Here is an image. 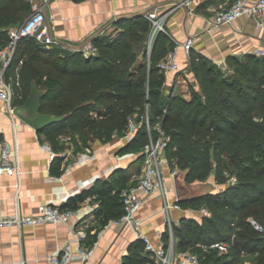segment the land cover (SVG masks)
<instances>
[{
	"label": "trees",
	"instance_id": "16d2710c",
	"mask_svg": "<svg viewBox=\"0 0 264 264\" xmlns=\"http://www.w3.org/2000/svg\"><path fill=\"white\" fill-rule=\"evenodd\" d=\"M30 11V0H0V47L8 28L23 22ZM113 25L91 37L94 51L88 54L82 45H46L22 36L4 69L14 106L25 101L36 81L44 90L40 111L66 115L38 131L55 151L51 170H63L64 134L84 145L94 138L107 142L126 134L130 118L137 127L123 151H141L142 164L148 138L142 115L147 112L150 123H158L169 136L165 155L172 167L183 171L185 181L212 176L222 184L215 191L179 198L183 207L205 206L209 214L181 217L173 226L176 247L197 252L203 264H264V230L250 220L264 228V58L253 53L232 57L233 67L224 71L191 48L189 68L197 87L190 85L189 99L165 95L158 62L172 48L168 33L156 34L148 58L151 21L145 13L119 16ZM228 173L235 182L228 181ZM113 175L125 179L122 168ZM129 183L112 191V181L97 180L68 198L64 207L76 208L95 193L96 210L118 218L123 213L120 193ZM216 241H227V251L219 254L217 248L198 245ZM145 257L148 261L147 253Z\"/></svg>",
	"mask_w": 264,
	"mask_h": 264
},
{
	"label": "crops",
	"instance_id": "0c3cea01",
	"mask_svg": "<svg viewBox=\"0 0 264 264\" xmlns=\"http://www.w3.org/2000/svg\"><path fill=\"white\" fill-rule=\"evenodd\" d=\"M232 1L191 0L187 4L185 0H30L31 7L33 3L42 6L54 37L70 46L83 45L94 34L111 30L119 16L148 10L169 11L164 26L168 42L176 49L179 69L162 72V91L165 95L177 94L186 99L191 96L190 85L197 87L194 73L189 68V53L182 45L187 36L193 37L192 49L221 69L227 67L230 58H242L255 48L264 47V29L253 17L240 16L230 23L211 24L213 12L228 7ZM40 137L47 141L15 112H7L0 102V143L6 141L13 146L16 141L21 169L19 177L0 173V216L16 209L30 214L46 201H55L64 207L68 198L90 188L97 180L112 181V191H115L120 184H127L129 175L142 165L138 158L141 151H123L131 136H118L107 142L94 138L86 145L79 139H72L64 141L67 146L61 162L63 170L58 174L51 170L53 156L41 148ZM119 168L125 176L120 181L113 175ZM165 176L171 190L170 199H174L180 174L176 177L165 168ZM95 196V193H89L78 202V213L67 222L1 227L0 264H50L48 257L56 250H68L73 254L68 264H134L139 261L147 264L144 243L137 238L131 224L116 222L115 217H108L99 210L83 213L82 203ZM161 207V198L150 195L137 212L141 220L139 229L154 243L163 233L164 239L169 235ZM169 215L174 226L183 216L198 218L199 212L187 213L172 208ZM78 243L85 248L93 247L90 259L77 256Z\"/></svg>",
	"mask_w": 264,
	"mask_h": 264
},
{
	"label": "built area",
	"instance_id": "2783aa9c",
	"mask_svg": "<svg viewBox=\"0 0 264 264\" xmlns=\"http://www.w3.org/2000/svg\"><path fill=\"white\" fill-rule=\"evenodd\" d=\"M191 0H185V3L190 4ZM169 11L158 13L156 10H148L145 14L151 21L149 32V41L147 46V56L149 58L152 43L156 34L160 31L167 32L164 26V21ZM240 16L253 17L259 27L264 29V0H233L228 7L216 9L210 19L212 25L217 26L224 23H230ZM45 12L41 5L33 3L30 13L26 16L23 22L13 25L7 30V40L0 47V102L4 104L7 112H14V105L11 102L12 92L10 85L4 79V69L11 60L14 49L20 37L33 36L38 42L50 45L61 43L59 39L54 37L47 25ZM182 45L187 53L193 45V37L187 36L182 42ZM85 54L94 51L92 43L86 42L82 46ZM252 53L264 58V47L255 48ZM158 67L162 71L177 70L179 64L177 61V53L175 48H171L158 62ZM145 120L148 138L143 145V160L141 168L134 171L130 175V183L121 190V198L123 203V213L115 219L116 222H126L131 224L137 238L144 243V249L147 253V264H203L200 256L192 249H178L173 232L172 218L169 215L170 209L176 208L191 212L197 210L199 217L209 214L207 207L200 208L183 207L179 202V196L175 195L174 199H170V188L166 185L165 168L172 174H178L177 167H172L169 159L165 155L169 136L165 133L162 127L156 123L152 125L149 121L148 113L142 115ZM137 127L134 119L130 118L126 136H131ZM156 130V135H153L152 130ZM68 140L69 137H63ZM42 149L48 150L53 156L55 151L47 141L40 143ZM64 156L65 152L62 151ZM20 158L18 146L15 141L11 146L6 141L0 143V173L9 175L16 174L19 177ZM228 181L235 182L234 175L228 176ZM158 195L162 200V213L168 223L169 235L167 238L161 237L157 243H154L150 237L139 229L141 220L137 217V212L147 196ZM99 207V201L94 197H89L82 203L83 213L95 211ZM78 213L77 208L61 207L55 201H46L40 203L36 210L30 214H25L19 209H16L10 214L0 216V228L6 226H23L26 224L38 225L47 222H67L72 216ZM255 228L264 230L263 226L250 219ZM203 249L210 247L217 248L219 251H227L229 243L227 241H216L210 244L199 243ZM77 256L82 259H90L93 254V247L85 248L78 243ZM73 257V254L68 250L53 251L49 255L50 264H68Z\"/></svg>",
	"mask_w": 264,
	"mask_h": 264
},
{
	"label": "water",
	"instance_id": "95a60500",
	"mask_svg": "<svg viewBox=\"0 0 264 264\" xmlns=\"http://www.w3.org/2000/svg\"><path fill=\"white\" fill-rule=\"evenodd\" d=\"M43 95L44 90L37 85L36 81H32L25 101L14 107V112L37 131H42L52 123L59 122L66 117L65 114L40 111L41 98ZM175 176L177 177L178 174ZM175 190L176 195L179 197L184 196L188 192V189L180 182L176 184Z\"/></svg>",
	"mask_w": 264,
	"mask_h": 264
},
{
	"label": "rangeland",
	"instance_id": "374dc122",
	"mask_svg": "<svg viewBox=\"0 0 264 264\" xmlns=\"http://www.w3.org/2000/svg\"><path fill=\"white\" fill-rule=\"evenodd\" d=\"M148 41H149V36L147 37L146 44H145L146 49L148 46ZM232 67H233V63H232V61H229L227 67L224 68V71H230ZM11 102L13 103V98H12ZM75 136L78 137L79 134L76 133ZM88 136H91V135H88ZM64 137H67V135L64 134ZM115 138H116V136L113 139H115ZM72 139H74V138L68 139L67 142L72 141ZM79 140L82 144H84V142L81 141V139H79ZM88 142H89V140H87L85 143H88ZM64 144H65V148H66L67 144L66 143H64ZM179 174H180V179H178V182L184 184L187 187V189H188L187 194L188 195L199 194V193H202V192H205L208 190L215 191V190H218L222 186L221 183L215 182L213 180L212 176H210L208 179L203 180V181H197V180L196 181H185L183 178V176H184L183 171H180L178 169V175ZM226 176H227V174H226ZM228 176H230V174ZM217 253L222 254L223 252L217 251ZM218 264H224V263H223V261H220Z\"/></svg>",
	"mask_w": 264,
	"mask_h": 264
}]
</instances>
